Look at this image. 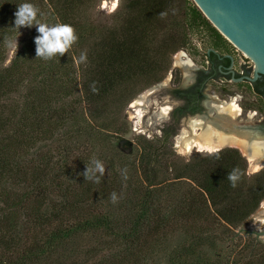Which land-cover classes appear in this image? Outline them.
<instances>
[{
  "label": "trees",
  "instance_id": "obj_1",
  "mask_svg": "<svg viewBox=\"0 0 264 264\" xmlns=\"http://www.w3.org/2000/svg\"><path fill=\"white\" fill-rule=\"evenodd\" d=\"M22 3L39 9L40 23L72 25L78 41L63 56L36 57L37 26L14 23ZM97 5L0 0V264H155L177 236L166 264H264L263 243L233 235L264 200V168L249 176L233 149L185 161L170 146L177 126L124 139L126 106L192 50L195 33L207 39L204 68L232 44L193 0H120L105 21ZM24 29L31 35L6 64ZM246 89L257 103L245 108L264 112V75ZM97 160L104 175L85 180Z\"/></svg>",
  "mask_w": 264,
  "mask_h": 264
},
{
  "label": "flooded vegetation",
  "instance_id": "obj_2",
  "mask_svg": "<svg viewBox=\"0 0 264 264\" xmlns=\"http://www.w3.org/2000/svg\"><path fill=\"white\" fill-rule=\"evenodd\" d=\"M226 59H229V65H225ZM186 62L187 63H184L183 61L182 63L187 65L188 72L184 70L182 65L177 64L176 62V66L180 70L175 69V72L171 70L169 79L162 82L165 79L164 78L161 82L145 89L146 91H151L146 103L150 102L155 93L168 89L166 91V100L171 107L166 109V114H169V121L163 128L169 125L177 126V134L179 126H181L182 123H186V121L188 122V120H191L192 118L202 117L203 120L212 119L211 121L215 124L221 123L222 120L228 122L227 127H223V129L221 127L218 129V131L227 137L228 142H240L243 140L242 137L246 134L258 140H264V112L261 107L255 104L252 105L253 107L250 106L245 108L246 105L242 103L244 95L238 91L232 92L229 90V86H235L238 88L241 84H251L254 82L247 80V78L252 79L254 77V73L249 74L248 71H246L247 69L251 70V66L243 65V70L237 71L235 68V58L228 54L219 56L218 60L207 61L206 63L208 66L206 68L197 66L194 62L190 61V59ZM217 62L220 63L218 64V74L215 75L212 71V66ZM207 70H209L207 74L202 73ZM214 84L222 87L220 88L221 97L228 100L232 99L237 109L229 111L227 106V108H224L219 104L221 102L225 105L230 103L221 101L219 98H213V100L208 98L207 92L214 91ZM255 103H257L256 100ZM203 112H206L205 115H201ZM230 113H232L233 116H229ZM222 117H224V119H222ZM215 131L216 130L214 129L211 132L214 137L216 134ZM175 136L177 135H174V137ZM249 136L246 137L249 139ZM224 149H233L242 153L238 147L233 146L231 143L226 144L225 148L221 150Z\"/></svg>",
  "mask_w": 264,
  "mask_h": 264
},
{
  "label": "rangeland",
  "instance_id": "obj_3",
  "mask_svg": "<svg viewBox=\"0 0 264 264\" xmlns=\"http://www.w3.org/2000/svg\"><path fill=\"white\" fill-rule=\"evenodd\" d=\"M120 5V0H98V5L96 7V10L94 12V15L97 19L105 21V19H109V17L117 10V8ZM32 33V29H24L20 31L16 37V39L11 43L9 47V51L7 54V61L6 64L9 63V61L12 59L13 55L16 53V51L19 49L21 43L27 39ZM190 49L184 51V53H176L172 58L171 68L175 72V69H179L176 66V62L180 60L181 62L184 61V63H187L186 61L190 59V61L194 62L197 66H202L204 56L206 52H208L209 47L207 44V39L204 34L195 33L192 36ZM233 46V45H232ZM231 56L235 58V68L237 71L243 70V65L245 66H251V72L254 73L255 69V63L250 60L249 58L243 56V53L239 51L237 48L233 46V50H231ZM189 64V63H188ZM180 70V69H179ZM170 77V72L166 75L165 79L162 81H166ZM171 85V84H170ZM169 86V85H168ZM220 87L217 84H214V91L207 92V96L210 100H213V98H219L221 101H225L230 104H234L233 100H228L223 97H221ZM166 90L159 91V93H155L153 95V98H151L150 102H140V97L149 96L151 91H146L145 89L138 92V94L131 100V102L126 106L124 111L122 112V117L126 121L127 126L129 128V133L125 136L126 141H133V139L137 136H143L149 140H153L154 138L161 136V130L164 127V125L169 121V114H164L162 111L167 109L168 107H171L168 104V101L166 100ZM230 91H238L239 93H242L244 95V99H242V103L244 105L255 103L256 97L249 93L246 89V83L241 84L240 87L235 86H229ZM161 98H160V97ZM167 101V102H166ZM222 103V102H221ZM221 103L219 105H221ZM226 105L224 108H227ZM232 109H229V111ZM167 111V110H166ZM164 115H163V114ZM206 112H203L201 115H205ZM195 119V118H192ZM197 120L202 119V117L196 118ZM212 120V119H211ZM211 120H201L204 125L210 124V126H214V122ZM190 120H188L189 122ZM186 121V123H188ZM185 122L179 126L177 136L173 137L170 141V146L173 152L177 155V157L188 161L192 156L194 155H207L211 154L213 152H199L196 149L191 150L189 153H182L177 149H174V147L177 144V138L182 136V132L184 130H191L188 127V124ZM220 123H218V126L222 129L223 127H227V125L220 126ZM217 126V125H216ZM218 128V129H220ZM196 130V131H195ZM200 128H195L193 132H196L195 134H192L195 136L197 133L200 134ZM212 130V129H211ZM189 135V133H188ZM117 146H122L123 143L116 144ZM125 153H128L127 151H124ZM134 153V152H133ZM242 156H244L243 153H240ZM246 162H247V174L249 176L253 175L254 172L249 167V162L247 158L244 156ZM260 170V169H259ZM233 235L235 236L236 241L237 240H245L249 236L256 239L257 241L264 244V200L261 202L259 208L253 213L248 220L243 223L239 228L234 230ZM183 238L180 236H177L172 241L171 247L168 249L167 253L174 247L178 246L182 242ZM167 253H161L159 258L156 259L155 264H166L167 262Z\"/></svg>",
  "mask_w": 264,
  "mask_h": 264
},
{
  "label": "water",
  "instance_id": "obj_4",
  "mask_svg": "<svg viewBox=\"0 0 264 264\" xmlns=\"http://www.w3.org/2000/svg\"><path fill=\"white\" fill-rule=\"evenodd\" d=\"M193 2L212 26L226 40L230 39L229 43L246 53L255 63L254 77L247 80L252 82L259 75H264V0H193ZM255 140L257 139L249 136V141ZM252 145L242 144L249 155L253 153ZM174 149H177V146ZM263 168L264 161L260 170Z\"/></svg>",
  "mask_w": 264,
  "mask_h": 264
},
{
  "label": "clouds",
  "instance_id": "obj_5",
  "mask_svg": "<svg viewBox=\"0 0 264 264\" xmlns=\"http://www.w3.org/2000/svg\"><path fill=\"white\" fill-rule=\"evenodd\" d=\"M18 10L15 12V26L19 29L21 26H37L39 35L35 37L36 57L43 59H51L56 54L63 56L67 50L78 41L79 37L75 32V28L70 24L56 23L48 25L37 21V14L39 9L31 3H22L17 6ZM81 60L85 59V54H81ZM99 172L104 175L105 169L100 161L94 162V168H88L84 172L85 180H92L95 178L99 182V178L95 177V173ZM124 178L127 179L126 169ZM238 170L234 169L228 173L227 179L236 186L239 180ZM110 199L113 203L118 202V196L115 192L111 193Z\"/></svg>",
  "mask_w": 264,
  "mask_h": 264
},
{
  "label": "bare ground",
  "instance_id": "obj_6",
  "mask_svg": "<svg viewBox=\"0 0 264 264\" xmlns=\"http://www.w3.org/2000/svg\"><path fill=\"white\" fill-rule=\"evenodd\" d=\"M227 41H230L229 38H227ZM239 51H241L239 48H237ZM242 52V51H241ZM243 56L249 58V56L242 52ZM177 64L182 65V67L184 68L185 71L188 72V68L187 65L182 63L180 60L177 61ZM188 74V73H187ZM147 96L140 97V102L144 103L147 101ZM221 107H224L225 104L221 103L220 105ZM227 106V105H226ZM236 105L232 104V105H228V109H232L235 110L237 109L235 107ZM211 110V109H209ZM223 111V110H222ZM164 114L167 112L165 109L162 111ZM232 112V111H231ZM162 113V114H163ZM229 116H233L232 113L229 114ZM222 119H224V117H222ZM202 119L197 120L195 119H191L187 124L189 129H191L190 131L188 130H184L182 132V136L177 138V148L180 152L182 153H189L191 150L196 149L199 152H213L216 151L218 149H220L222 146L226 145V144H232L235 147H238L241 152L244 154V156L247 158L248 162H249V167L252 171L256 172L258 171L262 166H263V161H264V140H255V141H249V139L246 136H249L248 134H246L245 136H243V140H241L240 142H243L240 144V142L236 141L235 143L233 142H228L227 137L224 136L220 131H218V125H214V126H210V124L208 125H204L203 122H201ZM225 120H222L221 123H223ZM220 123V125H221ZM228 122H224L222 124L223 125H227ZM195 128H200V134L198 135V133L194 136L193 134H195L196 132H193ZM216 130V134L215 137L212 135V130ZM196 131V130H195ZM193 132V134H192ZM189 133V135H188ZM245 137V138H244ZM241 138V139H242ZM260 139V138H259ZM242 144H248V145H252V155H249L247 153V151L245 150V148L242 147ZM248 154V155H247Z\"/></svg>",
  "mask_w": 264,
  "mask_h": 264
}]
</instances>
